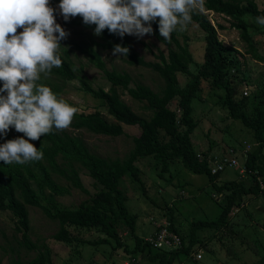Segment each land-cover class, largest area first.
<instances>
[{"label":"trees","instance_id":"obj_1","mask_svg":"<svg viewBox=\"0 0 264 264\" xmlns=\"http://www.w3.org/2000/svg\"><path fill=\"white\" fill-rule=\"evenodd\" d=\"M55 1L60 3V0ZM204 8L228 16L230 23L238 28L241 38L246 42L245 51L259 60H264V55L258 51L248 30L249 23L243 17L245 14L255 18L264 16V0L262 6L257 0H205ZM191 15V21L196 22L204 31L205 44L203 59L200 62L194 60L185 34L183 40H180L175 30L171 34L170 42L164 40L159 34L157 19L151 22L153 34L167 44V51L164 53L158 49L155 53L156 59H146L134 47L128 34L121 38L118 34H110L108 29L99 36L100 40L89 36L88 42L82 41L77 45L86 54L87 61L99 68L110 82L107 89L91 83L84 73V63L76 65L67 48L58 49L57 54L62 60L60 68H53L48 75L41 73V79L37 83L50 87L58 99L67 103L70 101L61 97L60 91L66 80H78L81 89L98 97L100 104L113 118L109 119L97 108L91 111L77 110L70 125L72 128H85L95 133L116 136L126 134L122 123H127L137 124L140 131L132 135L133 146L122 157L97 153L90 149L79 134L68 129L57 131L54 128L39 140L29 141L38 151L43 152L42 160L24 165H8L0 161V210L8 209L15 216V230L20 233L18 242L28 249L36 250L27 264H55L47 244H37L31 240L28 205L40 207L47 217L58 221L59 226L53 233L55 239H75L76 236L71 233L69 225L94 227L105 234L95 242H108L113 250L122 247L133 259L138 253L146 251L150 264H171L180 253L189 254L193 245L198 242L196 228L225 226L229 222L233 206L240 205L243 194H264V186L259 183L260 179L264 180V76L259 84L260 88L250 91L253 104V112L250 113L245 108L247 93L245 95L238 90L239 84L245 78L244 74L236 72L238 70L234 68L235 53L238 50L220 39L217 28L210 21L206 11H194ZM74 21L93 31L96 27L85 25L80 16H76ZM20 31L22 30L18 29V33ZM116 44L129 48L128 55H123L128 63L147 66L156 71L163 79L162 87L155 90L142 82L130 85L132 75L128 71L108 68L96 45L113 50ZM191 63L196 66L194 70L189 67ZM179 71L189 75L182 85L177 76ZM203 79L213 88L221 89L218 101L226 108L228 115L239 119L253 131L256 144L247 150L242 160L246 168L245 176L237 174L236 177L220 181L221 171L226 167L212 172L210 160L214 155L209 154L208 149L198 152L193 145L191 132L197 122L192 114L191 101L197 95ZM118 86L125 88L134 99L145 100L150 114L146 116L136 112L120 96ZM173 98H176L177 108L168 105ZM12 139L15 138L9 132L6 136L0 134V145ZM145 155H152L159 160L161 170H168L169 162L178 159L193 172L206 173L214 193L222 195L217 200L220 205L218 216L192 221L190 231L185 235L174 225L172 213H168L170 227L181 236V243L175 248L154 247L144 236H140L136 232L138 214L131 211L126 203L127 193L121 180L129 174L144 188V180L135 161ZM79 166L87 169L97 188L77 206L60 205L55 195L68 192L70 185L89 192L80 179ZM60 178L67 180L68 185L62 183ZM121 227L132 237L131 245L121 238ZM263 261L264 254L257 262L251 264H263ZM14 264L19 263L16 260Z\"/></svg>","mask_w":264,"mask_h":264},{"label":"rangeland","instance_id":"obj_2","mask_svg":"<svg viewBox=\"0 0 264 264\" xmlns=\"http://www.w3.org/2000/svg\"><path fill=\"white\" fill-rule=\"evenodd\" d=\"M262 6V0H257ZM59 3L49 0V6L55 9L56 23L60 24L68 33L67 38L60 40L61 48H67L72 61L79 65L84 63V73L94 86H102L107 89L110 82L103 72L87 61L86 54L77 45L88 42L90 37L100 40L94 31L76 23V17H69L65 21L58 9ZM212 23L217 28L220 39L231 48L238 50L235 53V70L245 75L244 81L239 84L238 90L242 94L247 93L248 112H253L251 90L260 88L259 84L264 76V60H259L246 52V42L241 38L237 27L230 22L231 19L213 10L205 9ZM244 19L249 23L248 30L253 36L258 51L264 55V26L256 23V18L245 14ZM221 24V25H219ZM23 30V29H21ZM184 34L188 39V46L194 60L202 61L204 51V31L199 25L191 21L186 27L177 26V37L183 40ZM58 36V33L56 34ZM134 47L146 58L156 59L155 53L161 49L167 51V44L158 39L154 34H146L138 39L129 35ZM108 68L126 70L132 75L129 83H146L155 90L163 85L161 76L151 68L142 65L128 63L122 54L112 55V49L96 45ZM191 70L195 64L189 65ZM179 83L186 82L189 75L177 72ZM120 96L131 107L142 115H149L150 109L145 100H137L129 95L127 90L117 87ZM221 89L213 88L207 80H202L197 95L192 99V114L197 124L191 132V139L196 151L209 150V154L221 156L229 153V147L236 148L237 153L244 147L252 148L256 144L252 129L246 127L239 119L231 118L225 107L218 101ZM6 94V93H4ZM61 97L70 101L69 105L77 110L91 111L99 109L106 117L113 119L100 99L86 92L80 87L76 79H68L64 83L60 94ZM169 107L177 108L176 98L169 102ZM126 134L110 136L95 133L85 128L67 129L79 134L90 149L107 156L122 157L133 146L132 135L138 134L140 127L137 124L122 123ZM8 132L16 138H26L23 133L10 128ZM242 160V158H239ZM135 163L140 168V174L144 180V188L126 174L121 184L127 193V206L131 211L138 214L136 232L140 236L150 234L158 221L168 217L172 213L173 223L181 234L190 231L192 221L200 219L216 218L220 212L218 199L220 193H214L212 184L209 183L207 174L193 172L182 165L180 160L174 159L169 162L168 170H161V163L152 155L138 157ZM236 167H227L221 171L219 180L236 177ZM161 173V174H160ZM79 176L84 186L89 190L85 192L70 185L68 192L56 194L55 198L60 205L77 206L78 203L94 192L97 184L89 175L86 168L79 166ZM240 176V175H239ZM68 185L65 179H59ZM44 201V200H43ZM30 221V237L35 243L45 242L50 250V257L55 264H148L146 251L137 254L133 259L122 247L113 250L108 242L98 241L105 234L94 227H78L69 225V229L75 239L61 241L53 237L58 228V221L47 217L40 207L28 205ZM228 225V226H227ZM220 228L203 226L195 229L198 238L189 254L180 253L171 264H251L257 262L264 254V194H243L240 205H234L230 214L229 222ZM121 238L131 245L133 239L125 228H120ZM20 233L15 230V216L8 209L0 210V264H27V261L35 254L36 250L28 249L18 242ZM201 239V241H200ZM94 240V241H93ZM200 252L196 257L194 253ZM150 264V263H149ZM264 264V261H263Z\"/></svg>","mask_w":264,"mask_h":264},{"label":"clouds","instance_id":"obj_3","mask_svg":"<svg viewBox=\"0 0 264 264\" xmlns=\"http://www.w3.org/2000/svg\"><path fill=\"white\" fill-rule=\"evenodd\" d=\"M204 6L205 0H60L58 9L65 21L80 16L85 25H95V36L108 29L121 38L140 39L153 34L151 22L158 19L160 36L170 42L177 26L186 27L191 14ZM54 12L49 0H0V93H6L0 95V134L14 128L27 137L0 145V161L8 165L42 160L43 152L29 141L54 128L67 129L77 112L50 87L37 83L41 73L62 66L57 53L68 33L56 23ZM256 23L264 26V16H257ZM128 53L120 44L112 50L113 56Z\"/></svg>","mask_w":264,"mask_h":264},{"label":"built area","instance_id":"obj_4","mask_svg":"<svg viewBox=\"0 0 264 264\" xmlns=\"http://www.w3.org/2000/svg\"><path fill=\"white\" fill-rule=\"evenodd\" d=\"M248 149L249 148L244 147L239 153H237L236 148L229 147V153L223 154L220 157L214 155L210 160L211 171L216 172L224 169L226 166L236 167L239 171L238 175L245 176L246 168L244 167L242 160L244 156H246ZM239 158H242V160ZM259 183L261 186H264V180L260 179ZM144 238L157 248H175L181 243L180 234L170 227V221L167 218L158 221L153 231ZM195 255L196 257H200L201 253L196 252Z\"/></svg>","mask_w":264,"mask_h":264},{"label":"crops","instance_id":"obj_5","mask_svg":"<svg viewBox=\"0 0 264 264\" xmlns=\"http://www.w3.org/2000/svg\"><path fill=\"white\" fill-rule=\"evenodd\" d=\"M147 236V235H146Z\"/></svg>","mask_w":264,"mask_h":264}]
</instances>
